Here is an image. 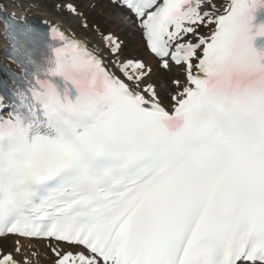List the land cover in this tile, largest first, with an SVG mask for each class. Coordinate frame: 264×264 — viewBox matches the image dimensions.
I'll return each instance as SVG.
<instances>
[{
	"label": "snow or ice",
	"instance_id": "6c2138e0",
	"mask_svg": "<svg viewBox=\"0 0 264 264\" xmlns=\"http://www.w3.org/2000/svg\"><path fill=\"white\" fill-rule=\"evenodd\" d=\"M112 3L184 81L165 104L142 62L117 75L57 24L0 21L22 71L0 94V238L82 249L54 264H264V0Z\"/></svg>",
	"mask_w": 264,
	"mask_h": 264
},
{
	"label": "bare ground",
	"instance_id": "6f19581e",
	"mask_svg": "<svg viewBox=\"0 0 264 264\" xmlns=\"http://www.w3.org/2000/svg\"><path fill=\"white\" fill-rule=\"evenodd\" d=\"M28 1L29 0H26L24 2L28 3ZM94 1L95 0H91V2H94ZM216 2L218 5H220L222 3H226L227 0H216ZM33 5L34 4H25V3L23 4L22 0L21 1L20 0H0V11H2L3 13H5L7 15L15 16L17 18H19L20 15L25 14L28 17H31L37 21L45 20L50 24H58L57 23L58 18L56 15H54L53 13L49 14L46 11L39 14L40 12L38 9H33L34 8ZM107 5L111 6L109 3H107ZM109 16H110V14H109ZM83 17H85L84 14H83ZM117 17H118V15H116L114 17L112 16L113 19L114 18L117 19ZM76 20L78 22L82 20L81 14L78 15V18ZM81 23H83V22H81ZM60 27L63 28V30L66 31V33L73 35L72 33H70V31H68V28L65 25L60 24ZM2 31H3V28H2V26H0V65L9 69L10 65L8 64V62L6 60L3 59V56H2V50L6 48V43L1 37ZM199 31L202 35H207L209 29L202 27ZM100 35H101V32H99V36ZM74 36L77 39L84 40L82 37H78L76 35H74ZM86 43L88 44V46L91 49L95 50L102 58H103V55H105V54L113 57L109 48L104 44L103 37L99 38L98 43L97 42L92 43V40H89ZM135 48L139 52L133 50L131 55H132L134 61L139 60L140 62H142L145 65V68L143 69V71L147 73V75L143 78L141 87H143L144 85H147V84L153 85L155 78L157 80L159 78H161V79H159L160 82L164 83L172 75L178 76L177 72H175L174 69L171 67L167 71H163L162 69H160L159 63L153 57L149 56L145 52L144 46L142 45V43L140 41L137 42V45H135ZM120 58H121V56L117 53L116 58L114 59V57H113L111 59L113 61H116V60L122 61ZM103 60L106 64V66L110 70L117 71L113 68L112 65H110L108 63V61H106L104 58H103ZM113 61H112V64H113ZM171 89H172L171 87H168V91L172 92L173 90H171ZM156 90L159 93V95L161 96V98L163 99V101L165 102L164 94L159 89H156ZM16 240H17L16 238H9V237L0 240V252L12 253L17 261H28L29 264H54L56 257L55 256H53V257L49 256V254H48L49 252H48V250H47V248L43 242L21 240V244L23 245V248L21 249V252L19 254H17L14 251V249L16 247V243H15ZM51 247L57 248L58 250L65 251V252H75V251L80 250V249H77L75 247H67L65 245L54 244V243L51 244ZM3 250H5V251H3Z\"/></svg>",
	"mask_w": 264,
	"mask_h": 264
},
{
	"label": "rangeland",
	"instance_id": "374dc122",
	"mask_svg": "<svg viewBox=\"0 0 264 264\" xmlns=\"http://www.w3.org/2000/svg\"><path fill=\"white\" fill-rule=\"evenodd\" d=\"M22 1L24 2L26 0ZM67 3L73 4L77 8L79 14H84L85 24H79L76 20L77 17L71 16L64 8L56 7L57 4L63 5ZM28 4L36 5V9L40 12L39 14L45 11L49 14L53 13L57 16L58 22H62L69 26L78 36H84L86 41H88L87 39H91L94 43H98L99 32H101V34H114L123 42L119 51L121 59L131 60L132 51L139 52L135 48V45L139 42V37L132 32L131 26L126 25L124 14L112 6L109 7L104 0H95L94 2H91V0H29ZM116 15H118L117 19H113L112 16L114 17ZM84 25H87V27ZM173 78L174 76L164 83L160 82L159 79L161 78L158 80L156 78L153 79L154 84L156 83V88L166 92V87L168 89V86H172L170 80ZM166 96V100H168V94H166Z\"/></svg>",
	"mask_w": 264,
	"mask_h": 264
}]
</instances>
